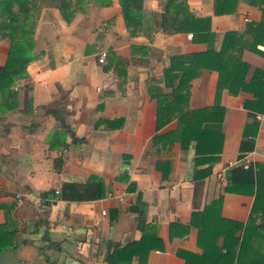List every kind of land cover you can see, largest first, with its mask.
I'll return each instance as SVG.
<instances>
[{
  "label": "crops",
  "instance_id": "0c3cea01",
  "mask_svg": "<svg viewBox=\"0 0 264 264\" xmlns=\"http://www.w3.org/2000/svg\"><path fill=\"white\" fill-rule=\"evenodd\" d=\"M167 1L144 0L140 33L132 37L120 0H30L40 11L34 48L38 58L14 86L17 109L2 114L0 94V225L6 223L4 207L13 208L18 222L17 245L0 255V264H49L46 257L57 264H106L114 245L124 247L142 238L140 217L147 227L156 226L165 244L164 251L150 253L147 264H186L178 251L202 254L198 230L171 238L172 224H190L194 212L221 196L223 217L248 221L254 197L225 189L232 168L264 165L262 114L257 116L255 150L239 159L245 127L252 122L244 107L254 99L251 94L222 93L224 150L211 176L194 180V143L186 151L175 143L163 157L154 146V137L176 131L178 120L157 129L158 103L149 88L158 86L170 94L164 70L171 57L209 49L207 42H195L192 33L166 34L159 29ZM185 1L196 17L212 18L217 50L227 32H246L248 24L263 19L260 9L245 4L236 14L216 16L214 0ZM10 46V40L0 41V73ZM259 49L264 51V46ZM102 52L108 54L103 64ZM243 60L264 70L262 55L246 50ZM218 79L217 72L204 70L192 82L190 110L215 105ZM103 120L111 122L100 123ZM71 132L84 142L75 143ZM160 160L171 162L167 180L157 170ZM93 176L104 180V198L63 197L66 184L83 186ZM35 223L41 225L39 232H34ZM48 240L60 243L62 250L47 246ZM46 246L45 257L41 248ZM132 264H139V259Z\"/></svg>",
  "mask_w": 264,
  "mask_h": 264
},
{
  "label": "trees",
  "instance_id": "16d2710c",
  "mask_svg": "<svg viewBox=\"0 0 264 264\" xmlns=\"http://www.w3.org/2000/svg\"><path fill=\"white\" fill-rule=\"evenodd\" d=\"M120 4L126 26L131 36L135 37L140 33L139 26L143 22L144 0H120ZM241 4L260 9L263 19L259 24H248L246 32H227L219 50L213 46L216 35L212 31V18L196 17L189 11L185 0H168L164 14L157 23L166 34L192 33L195 42L209 44L205 52L171 57L170 67L164 70L165 85L172 89L170 94H165L158 86L149 88L152 98L158 103L157 129L161 130L178 120V129L155 136L154 146L160 147L158 153L163 157V151L170 152L175 143L180 144L184 151L194 143L195 181L213 174V164L221 159L224 150L226 109L221 104V97L225 90L233 96L246 92L254 97L244 104L252 122L245 127L239 159L253 152L256 147L254 138L260 128L257 116L264 115V70L244 61L243 53L250 50L264 56V51L259 49L260 45L264 46V0H214V14H236ZM39 17L40 11L31 6L30 0H0V41L8 39L11 42L5 70L0 73L2 114L17 109L14 86L27 76L29 64L38 58L34 48ZM249 35L252 40L247 39ZM204 70L219 75L216 103L213 107L190 110L191 84ZM57 119L62 127L68 128L61 116H57ZM105 122L111 121L103 120L100 123ZM96 127H99V123ZM71 136L75 143L84 142V139H76L72 132ZM206 165V168H202ZM170 166L168 160L157 163V170L162 173L164 180L169 178ZM57 167L61 168L60 161ZM227 181V193L254 197L250 217L247 222L223 217L224 197L221 196L204 210L194 212L190 224H172L171 238H184L192 229L198 230V247L202 254L178 251V256L186 264H264V165L256 163L234 167L228 172ZM75 191L78 193L72 196L69 194ZM63 192L64 198L77 201L98 200L106 196L104 180L96 176L91 177L83 186L66 184ZM4 208L6 223L0 225V255L17 245L18 222L14 218L13 208ZM139 225L143 231L142 238L124 247L114 245L113 252L105 256L106 264H132L135 258L139 259V264H147L151 252L165 250L164 241L158 237L155 225L147 227L141 217ZM35 227L34 232H39L40 223H35ZM47 246L62 250L60 243L51 240H48ZM47 246L41 248L45 257ZM46 260L49 264H57L48 257Z\"/></svg>",
  "mask_w": 264,
  "mask_h": 264
},
{
  "label": "built area",
  "instance_id": "2783aa9c",
  "mask_svg": "<svg viewBox=\"0 0 264 264\" xmlns=\"http://www.w3.org/2000/svg\"><path fill=\"white\" fill-rule=\"evenodd\" d=\"M107 57H108L107 52H102V53L100 54V57H99V63H102V64L105 63ZM58 194H59V192L57 191V192H56V195H58ZM17 198H20V196H17ZM120 200H121L122 202H125V198H124V197H120ZM106 214H107L106 211H104V212H103V215H106Z\"/></svg>",
  "mask_w": 264,
  "mask_h": 264
}]
</instances>
